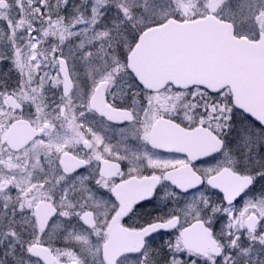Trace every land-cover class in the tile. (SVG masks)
I'll list each match as a JSON object with an SVG mask.
<instances>
[{
  "label": "snow or ice",
  "instance_id": "snow-or-ice-1",
  "mask_svg": "<svg viewBox=\"0 0 264 264\" xmlns=\"http://www.w3.org/2000/svg\"><path fill=\"white\" fill-rule=\"evenodd\" d=\"M0 264H264V0H0Z\"/></svg>",
  "mask_w": 264,
  "mask_h": 264
}]
</instances>
